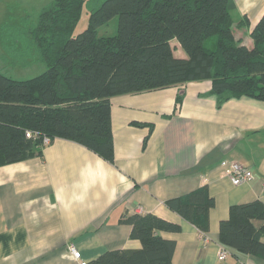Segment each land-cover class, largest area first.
<instances>
[{"label":"crops","instance_id":"1","mask_svg":"<svg viewBox=\"0 0 264 264\" xmlns=\"http://www.w3.org/2000/svg\"><path fill=\"white\" fill-rule=\"evenodd\" d=\"M233 2V33L251 47L264 0ZM171 45L176 57H186L175 39ZM210 88L203 79L112 96L113 163L54 138L42 156L0 165V264H78L70 244L87 262L106 250L140 248L131 226L118 223L123 213H152L180 226L158 231L175 241L172 264H264V257L224 247L218 234L230 205L264 202V101L241 96L217 106ZM224 159L253 177L233 185ZM201 186L215 202L204 234L165 204ZM221 249L227 256L219 260Z\"/></svg>","mask_w":264,"mask_h":264},{"label":"trees","instance_id":"2","mask_svg":"<svg viewBox=\"0 0 264 264\" xmlns=\"http://www.w3.org/2000/svg\"><path fill=\"white\" fill-rule=\"evenodd\" d=\"M85 2L50 0L35 22L26 15L7 25L26 35L21 39L45 69L26 79L0 71V165L42 156L44 136L76 142L113 163L110 98L118 94L209 79L217 106L241 96L264 101V13L248 47L232 30L233 0H93L86 27L73 34ZM115 16L116 33L98 36L96 28ZM173 39L186 57L173 54ZM176 101L178 108L182 93ZM214 203L206 186L165 201L202 233ZM118 223L131 226L129 237L141 247L106 250L85 264H172L175 241L158 231L179 225L152 213H123ZM218 234L224 247L264 257V202L230 205Z\"/></svg>","mask_w":264,"mask_h":264},{"label":"rangeland","instance_id":"3","mask_svg":"<svg viewBox=\"0 0 264 264\" xmlns=\"http://www.w3.org/2000/svg\"><path fill=\"white\" fill-rule=\"evenodd\" d=\"M50 0H0V71L14 79H26L41 73L45 69L44 63L39 61L35 50L24 39L26 35L17 36L10 24H15L20 18L28 16L29 22H35L36 16L43 6ZM89 2V3H88ZM93 0H86L81 15L77 21L73 34L82 31L86 25ZM6 26V27H5ZM117 31V17L96 28L98 36L113 35ZM17 41L15 42V39ZM27 54L18 55L17 51ZM25 59V63L20 60ZM20 62V63H19Z\"/></svg>","mask_w":264,"mask_h":264},{"label":"built area","instance_id":"4","mask_svg":"<svg viewBox=\"0 0 264 264\" xmlns=\"http://www.w3.org/2000/svg\"><path fill=\"white\" fill-rule=\"evenodd\" d=\"M25 134L27 137L32 136V133L30 131H26ZM49 142L50 139L47 136H44L42 138L43 145L48 144ZM220 166L223 168L224 174L228 176V178L230 179L233 185L241 184L253 177L252 171L238 161L224 159L220 161ZM203 238L206 239L205 235H203ZM69 250L72 252L78 264H85L87 262L86 260H82L80 258V252L73 246V244L69 245ZM226 256H227V251L225 249L219 250L217 256L219 260L224 259ZM238 264H242V263H238Z\"/></svg>","mask_w":264,"mask_h":264}]
</instances>
